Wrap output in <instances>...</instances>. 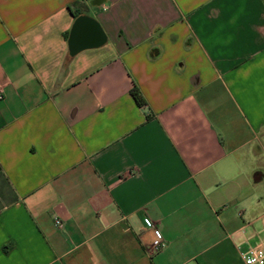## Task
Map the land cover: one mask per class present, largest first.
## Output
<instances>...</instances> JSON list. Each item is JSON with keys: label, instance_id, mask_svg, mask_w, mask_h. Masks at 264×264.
Returning a JSON list of instances; mask_svg holds the SVG:
<instances>
[{"label": "crops", "instance_id": "obj_1", "mask_svg": "<svg viewBox=\"0 0 264 264\" xmlns=\"http://www.w3.org/2000/svg\"><path fill=\"white\" fill-rule=\"evenodd\" d=\"M263 224L264 0H0V264H244Z\"/></svg>", "mask_w": 264, "mask_h": 264}, {"label": "built area", "instance_id": "obj_2", "mask_svg": "<svg viewBox=\"0 0 264 264\" xmlns=\"http://www.w3.org/2000/svg\"><path fill=\"white\" fill-rule=\"evenodd\" d=\"M145 223L151 227H154L151 218L146 217ZM56 224L62 226V221L60 219L56 220ZM264 229V224H263ZM155 234L157 240L154 244V249L158 251L163 246H165V241L163 240L162 233L155 228ZM240 255L243 259L244 264H264V237L260 238L255 244L249 245L247 249L240 250Z\"/></svg>", "mask_w": 264, "mask_h": 264}, {"label": "trees", "instance_id": "obj_3", "mask_svg": "<svg viewBox=\"0 0 264 264\" xmlns=\"http://www.w3.org/2000/svg\"><path fill=\"white\" fill-rule=\"evenodd\" d=\"M132 93H133V96L135 97V100L137 101V103L143 105L144 104V100H143L141 94L139 93V91L136 88H134L132 90Z\"/></svg>", "mask_w": 264, "mask_h": 264}, {"label": "water", "instance_id": "obj_4", "mask_svg": "<svg viewBox=\"0 0 264 264\" xmlns=\"http://www.w3.org/2000/svg\"><path fill=\"white\" fill-rule=\"evenodd\" d=\"M98 1H100V2H101V1H103V0H98Z\"/></svg>", "mask_w": 264, "mask_h": 264}]
</instances>
